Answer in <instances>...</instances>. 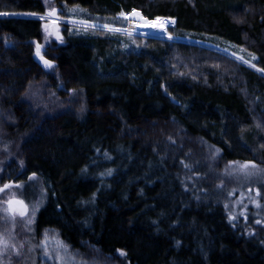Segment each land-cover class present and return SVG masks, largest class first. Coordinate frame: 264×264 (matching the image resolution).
I'll return each mask as SVG.
<instances>
[{
    "label": "trees",
    "instance_id": "1",
    "mask_svg": "<svg viewBox=\"0 0 264 264\" xmlns=\"http://www.w3.org/2000/svg\"><path fill=\"white\" fill-rule=\"evenodd\" d=\"M54 2L100 27L64 24L63 41L41 47L44 66L42 20L28 13L45 3L0 0L19 14L0 16V146L14 154L1 175L44 197L36 233L121 250L126 264H264L263 234L231 220L216 187L228 166L264 174V0ZM133 8L173 19L182 39L102 27ZM43 82L78 111L33 107L25 93Z\"/></svg>",
    "mask_w": 264,
    "mask_h": 264
},
{
    "label": "rangeland",
    "instance_id": "2",
    "mask_svg": "<svg viewBox=\"0 0 264 264\" xmlns=\"http://www.w3.org/2000/svg\"><path fill=\"white\" fill-rule=\"evenodd\" d=\"M43 2L46 6L44 15L28 13V16L38 17L42 20L44 34L42 38L45 41L41 44L36 43L35 55L40 59L38 62L46 66L44 63L45 54L41 47L45 43H61L63 41L61 32L65 26L64 24L81 26L84 29L100 27V24L77 18L61 17L60 14L64 12V8L57 5L54 0H43ZM133 9L120 10L114 18V24L102 27L128 34L152 36L167 40L182 39L170 33L169 27L174 24L173 19L160 16L147 19L135 10L136 8ZM53 10H55L54 13H52ZM121 11L126 13H120ZM71 14L77 16L76 11H71ZM18 15L16 13L0 12V16ZM153 24L156 26H153ZM161 24L163 27L160 26ZM38 45L39 54L37 52ZM202 45L207 44L203 43ZM212 48L231 55L217 47L212 46ZM237 51L244 54L241 48H238ZM231 56L240 60L236 55L232 54ZM242 61L250 65L248 61ZM45 85V82L35 83L25 93V98L32 103L33 107H36L42 113L51 115L62 111H72L74 113L78 111V109L72 108L71 104H61L58 99H51L50 89ZM62 85L60 83V88H62ZM6 119H8L7 111L0 110V123L3 122L0 124V130H2V125L7 123ZM13 147L15 148L14 145ZM13 147L11 145L12 151L14 150ZM13 157L14 154L9 149L5 147L2 149L0 146V163L9 164ZM4 167L5 165L2 168L0 167V189H2L0 190V264H126L124 252L121 250L106 253L98 246L87 242H84L81 248L74 249L60 237L56 229L51 227L43 228L36 233L34 229L35 216L44 202V197L40 194L39 199L35 198L34 201L23 197L18 185L12 181L11 178L13 177L8 179L2 177ZM221 172L222 182L217 184L216 187L223 188V193L219 196L226 206L231 220L238 222L246 233L258 232L264 236V230L257 229L258 223L264 224L262 222L264 217V204L262 202L264 200V174L259 169L242 168L241 165L228 166ZM6 184L10 187L5 188ZM38 186L40 187V184ZM12 197L19 198L23 202V206L20 208L10 206L7 201ZM21 212L24 214L20 215Z\"/></svg>",
    "mask_w": 264,
    "mask_h": 264
},
{
    "label": "water",
    "instance_id": "3",
    "mask_svg": "<svg viewBox=\"0 0 264 264\" xmlns=\"http://www.w3.org/2000/svg\"><path fill=\"white\" fill-rule=\"evenodd\" d=\"M53 13V12H52ZM39 59V58H38ZM40 60V59H39ZM7 203L10 205V206H13V207H16V208H20L23 206V202L17 198V197H12L10 199H8Z\"/></svg>",
    "mask_w": 264,
    "mask_h": 264
},
{
    "label": "snow or ice",
    "instance_id": "4",
    "mask_svg": "<svg viewBox=\"0 0 264 264\" xmlns=\"http://www.w3.org/2000/svg\"><path fill=\"white\" fill-rule=\"evenodd\" d=\"M54 12H55V10H53V13H54ZM153 26H156V25L153 24ZM160 26L163 27L162 24H161ZM37 52H38V54H39V45L37 46ZM45 64L48 65V66H51V65L49 64L48 61H45ZM241 167L244 168V167H247V165H241ZM4 187H5V188H8V187H10V185H7V184H6ZM0 190H2V189H0ZM23 214H24L23 212L20 213V215H23Z\"/></svg>",
    "mask_w": 264,
    "mask_h": 264
},
{
    "label": "bare ground",
    "instance_id": "5",
    "mask_svg": "<svg viewBox=\"0 0 264 264\" xmlns=\"http://www.w3.org/2000/svg\"><path fill=\"white\" fill-rule=\"evenodd\" d=\"M39 60V59H38Z\"/></svg>",
    "mask_w": 264,
    "mask_h": 264
}]
</instances>
